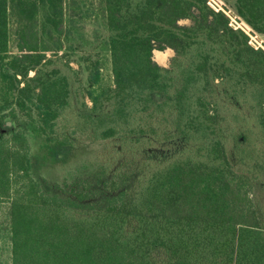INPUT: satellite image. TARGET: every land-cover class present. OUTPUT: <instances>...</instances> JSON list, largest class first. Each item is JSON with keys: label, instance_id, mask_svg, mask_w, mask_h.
Here are the masks:
<instances>
[{"label": "trees", "instance_id": "16d2710c", "mask_svg": "<svg viewBox=\"0 0 264 264\" xmlns=\"http://www.w3.org/2000/svg\"><path fill=\"white\" fill-rule=\"evenodd\" d=\"M261 35L264 0H0L10 264H264Z\"/></svg>", "mask_w": 264, "mask_h": 264}, {"label": "rangeland", "instance_id": "374dc122", "mask_svg": "<svg viewBox=\"0 0 264 264\" xmlns=\"http://www.w3.org/2000/svg\"><path fill=\"white\" fill-rule=\"evenodd\" d=\"M180 22L182 24H189L190 20L183 19ZM94 27H98V24L86 23L85 31L90 33V30ZM260 38L264 40V35H261ZM173 54L174 51L169 48L164 50L155 49L153 51V58L160 65L167 66ZM73 65L75 67L78 66L74 62ZM0 264H10L9 206L6 202L0 203Z\"/></svg>", "mask_w": 264, "mask_h": 264}, {"label": "crops", "instance_id": "0c3cea01", "mask_svg": "<svg viewBox=\"0 0 264 264\" xmlns=\"http://www.w3.org/2000/svg\"><path fill=\"white\" fill-rule=\"evenodd\" d=\"M170 49V48H169Z\"/></svg>", "mask_w": 264, "mask_h": 264}]
</instances>
